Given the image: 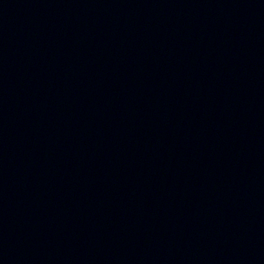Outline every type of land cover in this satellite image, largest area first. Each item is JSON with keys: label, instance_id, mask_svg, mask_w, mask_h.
Returning a JSON list of instances; mask_svg holds the SVG:
<instances>
[{"label": "water", "instance_id": "water-1", "mask_svg": "<svg viewBox=\"0 0 264 264\" xmlns=\"http://www.w3.org/2000/svg\"><path fill=\"white\" fill-rule=\"evenodd\" d=\"M0 264H264V0H0Z\"/></svg>", "mask_w": 264, "mask_h": 264}]
</instances>
